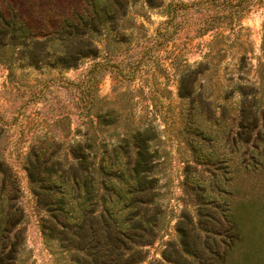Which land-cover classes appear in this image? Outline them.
Returning a JSON list of instances; mask_svg holds the SVG:
<instances>
[{"label":"rangeland","instance_id":"1","mask_svg":"<svg viewBox=\"0 0 264 264\" xmlns=\"http://www.w3.org/2000/svg\"><path fill=\"white\" fill-rule=\"evenodd\" d=\"M82 6L0 0V20L46 32ZM93 41L96 52L69 68L51 45L32 61L30 38L0 47V160L17 176L26 212L19 264H64L42 236L28 157L65 164L82 143L100 158L127 140L119 154H132L139 131L155 135L150 151L166 211L140 264L182 249L180 223L202 245L196 264L208 256L254 264L240 255L264 245V0H139Z\"/></svg>","mask_w":264,"mask_h":264},{"label":"trees","instance_id":"2","mask_svg":"<svg viewBox=\"0 0 264 264\" xmlns=\"http://www.w3.org/2000/svg\"><path fill=\"white\" fill-rule=\"evenodd\" d=\"M139 0H83L81 12L63 17L50 27L35 30L23 20L10 28L12 20H0V47L30 38L41 57L49 45L57 52L56 62L75 66L97 48L94 34L117 24ZM159 6L160 0H146ZM39 60V59H37ZM154 133L138 132L135 152L120 155L126 145L97 154L85 153L82 143L73 148V160L53 161L46 156L28 157L27 172L35 195L36 207L44 211L40 221L42 236L56 262L64 264H140L166 227V211L155 174L149 139ZM93 149V144L86 145ZM126 146V147H125ZM19 180L5 161L0 160V264H19L25 253V217ZM182 249L169 246L163 260L154 264H196L205 255L196 250L198 237L190 241L189 230L178 225ZM261 240H264V236ZM232 246V245H231ZM252 254L245 250L241 261L264 264V245ZM231 254L230 256H232ZM223 257V256H222ZM227 257L225 256V261ZM234 259V258H233ZM210 264L212 259L206 257ZM212 264H215L214 262Z\"/></svg>","mask_w":264,"mask_h":264}]
</instances>
